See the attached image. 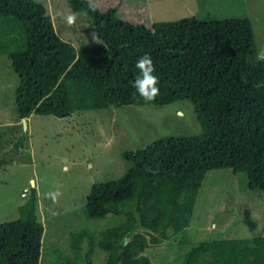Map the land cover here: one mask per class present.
<instances>
[{
    "label": "trees",
    "instance_id": "1",
    "mask_svg": "<svg viewBox=\"0 0 264 264\" xmlns=\"http://www.w3.org/2000/svg\"><path fill=\"white\" fill-rule=\"evenodd\" d=\"M66 1L90 29V39L78 51L61 37L68 23L60 15L52 19L46 4L0 0V56L18 77L14 111L19 121L187 101L201 133L159 138L123 152V175L92 184L76 215L87 221L119 217L120 224L96 235L84 227L70 232L67 249L55 248L48 264H93V248L104 254L101 264H153L144 252L187 233L207 173L245 174L249 190L264 191V61L256 59L248 20L191 16L147 26L148 17L127 21L116 5L103 10L102 0L99 5ZM145 54L159 77L160 93L152 101L133 87L139 74L135 64ZM30 189L19 217L0 225V264L45 261L43 225ZM84 242L89 249L82 258ZM177 246L184 250L179 264H264V238Z\"/></svg>",
    "mask_w": 264,
    "mask_h": 264
},
{
    "label": "rangeland",
    "instance_id": "2",
    "mask_svg": "<svg viewBox=\"0 0 264 264\" xmlns=\"http://www.w3.org/2000/svg\"><path fill=\"white\" fill-rule=\"evenodd\" d=\"M34 1L46 4L52 19L60 15L68 23L72 13L66 0ZM113 5L127 21L141 23L148 17L147 26L191 16L202 21L248 20L257 54L264 50V0H102L103 10ZM67 25L61 37L78 51L90 39L89 25L80 18ZM17 84L9 60L0 56V225L19 217L18 208L34 188L37 217L44 231L41 257L45 261L41 264L52 262L55 248L67 249L70 232L84 227L96 235L120 224L119 217L87 221L76 215L92 184L123 175L127 168L123 152H135L159 138L201 133L187 101L163 107L75 112L65 119L32 115L24 127L14 111ZM56 192L60 195L53 199L50 194ZM259 238H264V191L249 190L245 174L217 170L202 181L187 233L149 247L144 255L153 264H179L184 254L177 246L180 241L193 245ZM88 249L84 242L82 258ZM103 257L93 248V264H101Z\"/></svg>",
    "mask_w": 264,
    "mask_h": 264
},
{
    "label": "clouds",
    "instance_id": "3",
    "mask_svg": "<svg viewBox=\"0 0 264 264\" xmlns=\"http://www.w3.org/2000/svg\"><path fill=\"white\" fill-rule=\"evenodd\" d=\"M75 14L69 15L67 17V22L69 24L75 23ZM256 59L258 61H264V50H261ZM135 67L139 70V74L133 82V87L136 93L145 99L146 101H152L159 95L160 89L159 77L155 74L156 68L150 55L145 54L143 57L139 58L135 64ZM26 121V119H23ZM22 121V120H21ZM34 189V188H33ZM53 199L60 195L59 192L50 194Z\"/></svg>",
    "mask_w": 264,
    "mask_h": 264
},
{
    "label": "water",
    "instance_id": "4",
    "mask_svg": "<svg viewBox=\"0 0 264 264\" xmlns=\"http://www.w3.org/2000/svg\"><path fill=\"white\" fill-rule=\"evenodd\" d=\"M22 124H23V126L25 127V125H26L25 120H22ZM31 185H32V184H31Z\"/></svg>",
    "mask_w": 264,
    "mask_h": 264
},
{
    "label": "crops",
    "instance_id": "5",
    "mask_svg": "<svg viewBox=\"0 0 264 264\" xmlns=\"http://www.w3.org/2000/svg\"><path fill=\"white\" fill-rule=\"evenodd\" d=\"M259 239H262V238H259Z\"/></svg>",
    "mask_w": 264,
    "mask_h": 264
}]
</instances>
